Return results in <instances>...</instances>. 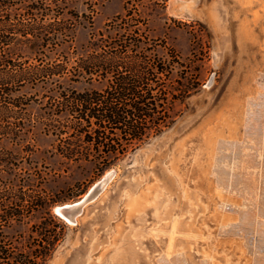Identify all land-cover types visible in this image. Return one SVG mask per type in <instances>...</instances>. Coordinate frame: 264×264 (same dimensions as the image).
<instances>
[{"label": "rangeland", "instance_id": "374dc122", "mask_svg": "<svg viewBox=\"0 0 264 264\" xmlns=\"http://www.w3.org/2000/svg\"><path fill=\"white\" fill-rule=\"evenodd\" d=\"M62 1L61 18L74 26L66 40L37 55L66 60L70 68L99 33L113 35L108 24L117 26L116 17L130 9L143 21L154 53L166 60L176 55L169 88L179 98L171 103L168 127L98 170L91 159L58 153L56 135L45 128L48 96L57 85L49 79L24 83L13 94L27 102L24 128L15 139L0 138V150L14 162L0 173V185L10 182L53 201L4 226V236L29 252L46 226L50 250L39 264H162L160 258L180 255L186 264H254L252 241L222 230L247 208L264 222V149L252 158L257 186L248 200L230 186V172L242 171L233 153L217 158L214 147L218 140H242L246 100L264 85V0ZM13 52L35 60L26 46ZM72 73L59 79L62 88L102 87L81 76L71 80ZM217 168L226 173L220 177ZM108 172L106 184L96 189ZM85 196L71 222L55 210Z\"/></svg>", "mask_w": 264, "mask_h": 264}, {"label": "trees", "instance_id": "16d2710c", "mask_svg": "<svg viewBox=\"0 0 264 264\" xmlns=\"http://www.w3.org/2000/svg\"><path fill=\"white\" fill-rule=\"evenodd\" d=\"M62 0H0V138L15 136L24 128L27 102L13 94L24 83L50 80L57 85L48 96L49 116L45 128L57 137V151L66 158L94 161L102 170L168 127L173 119L170 106L178 92L170 87L176 55L162 59L154 53L140 26L143 21L130 9L117 16L113 35L99 33L91 49L67 68L66 60L48 61L45 50L66 40L73 28L70 18H61ZM79 14L74 15L78 20ZM110 29V28H109ZM26 46L35 60L15 56L13 49ZM173 53V52H170ZM73 69L79 76L102 83L99 89L81 91L62 88L59 79ZM16 108V109H15ZM14 162L11 153L0 150V173ZM0 182L1 179H0ZM39 192H28L12 183L0 185V264H39L49 253V230H39L41 239L29 252L18 250L4 236L3 227L50 206ZM43 223V222H41Z\"/></svg>", "mask_w": 264, "mask_h": 264}, {"label": "bare ground", "instance_id": "6f19581e", "mask_svg": "<svg viewBox=\"0 0 264 264\" xmlns=\"http://www.w3.org/2000/svg\"><path fill=\"white\" fill-rule=\"evenodd\" d=\"M264 82V81H263ZM261 83V82H260ZM262 84V83H261ZM262 87L261 90L256 93L253 97H248L245 104V112H244V131H243V138L240 142L238 141H216V145L214 147V150L216 153H214V157H228V154L233 153V161L237 163V165L242 169L239 173L236 171H231L229 176L231 179L230 186L232 188H235L237 191H242L248 200H253L255 198V191H256V177L255 175V164L252 162L253 156L256 155L258 148L264 149V85L260 86ZM247 138V139H245ZM227 148L228 151L224 152L221 151V149ZM264 161V156H263ZM217 172H219V176L221 177V173H226L224 169H216ZM110 172L106 173L103 180L110 176ZM113 174V173H112ZM226 175V174H225ZM227 177V175H226ZM228 178V177H227ZM110 180V179H109ZM223 183V181L221 180ZM104 184L99 188H103ZM96 186V185H95ZM226 186V185H223ZM95 187L91 191H93ZM89 191V192H91ZM241 194V192H240ZM89 194H87L88 196ZM250 195L253 197H250ZM85 196L82 200L76 201L72 204H65L62 206H59L55 210L61 214L68 222H71V218L75 216L77 211H73L70 209H63V208H69L71 205H82L86 203ZM95 198V197H94ZM262 200L264 201V193L261 195ZM91 200V199H90ZM255 201V200H254ZM261 203V201H260ZM79 211V210H78ZM240 217L237 223L230 224V226H226L222 231H240L239 234L244 236L246 238V241H252V244L255 248L254 250L256 252V248L264 249V222L262 220H258L257 222L254 220L253 214L250 212V210L247 208L245 211L240 210ZM77 217V216H76ZM75 220V219H74ZM77 220V219H76ZM232 226H235V229H233ZM253 231L254 233H249L250 231ZM255 234V236H254ZM258 250V249H257ZM253 251V252H254ZM255 254L254 257V264H264V254ZM262 252V251H260ZM259 252V253H260ZM186 260V258H185ZM160 261L162 264H186L184 261V258L182 256H173L172 258L165 259L164 257L160 258Z\"/></svg>", "mask_w": 264, "mask_h": 264}, {"label": "water", "instance_id": "95a60500", "mask_svg": "<svg viewBox=\"0 0 264 264\" xmlns=\"http://www.w3.org/2000/svg\"><path fill=\"white\" fill-rule=\"evenodd\" d=\"M104 181H105V180L99 182V183L95 186L96 189H97V188H100V187L103 185ZM79 206H80V205L73 204V205H71L69 208H63V209H66V210H67V209H70V210H73V211L75 212V211H78V210H79Z\"/></svg>", "mask_w": 264, "mask_h": 264}]
</instances>
